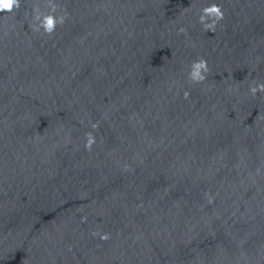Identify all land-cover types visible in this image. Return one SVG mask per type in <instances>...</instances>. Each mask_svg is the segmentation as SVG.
Segmentation results:
<instances>
[{
  "label": "water",
  "instance_id": "water-1",
  "mask_svg": "<svg viewBox=\"0 0 264 264\" xmlns=\"http://www.w3.org/2000/svg\"><path fill=\"white\" fill-rule=\"evenodd\" d=\"M0 264H264V0L0 12Z\"/></svg>",
  "mask_w": 264,
  "mask_h": 264
},
{
  "label": "clouds",
  "instance_id": "clouds-1",
  "mask_svg": "<svg viewBox=\"0 0 264 264\" xmlns=\"http://www.w3.org/2000/svg\"><path fill=\"white\" fill-rule=\"evenodd\" d=\"M19 0H0V12H5V11H11L15 6H18ZM215 11V8H208L205 9L206 13H212ZM203 19V17H202ZM53 24L52 18L47 17L46 18V26L48 27L49 30H51V26ZM202 67L201 64L194 65V71H193V76L195 77L199 73V69ZM253 92H255V89H252Z\"/></svg>",
  "mask_w": 264,
  "mask_h": 264
}]
</instances>
